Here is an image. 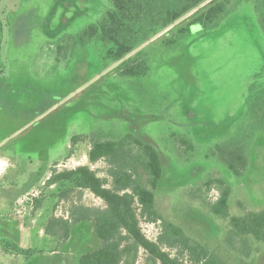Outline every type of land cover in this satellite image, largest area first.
I'll return each instance as SVG.
<instances>
[{
  "label": "rangeland",
  "instance_id": "374dc122",
  "mask_svg": "<svg viewBox=\"0 0 264 264\" xmlns=\"http://www.w3.org/2000/svg\"><path fill=\"white\" fill-rule=\"evenodd\" d=\"M212 1L110 63L102 43L83 35L110 0H0V153L32 159L46 175L8 215L34 229L14 236L30 242L34 254H11L4 246L13 242H4L0 264H79V255L102 247L91 222L75 226L66 242L45 234L48 220L68 218L74 205L105 208L89 191L60 198L47 177L89 166L111 181L105 161L88 160L92 137L120 141L128 134L159 150L163 176L155 196L164 221L224 264H264V242L238 241L240 252L234 250L229 219L211 210L226 187L231 217L264 209V0H229L213 24L196 23L195 13ZM130 67L134 74H123ZM238 149L246 167L237 175L225 159ZM137 168L147 186L148 173ZM36 200L43 201L39 210ZM140 223L156 242L163 223ZM124 264L152 263L141 250Z\"/></svg>",
  "mask_w": 264,
  "mask_h": 264
},
{
  "label": "trees",
  "instance_id": "16d2710c",
  "mask_svg": "<svg viewBox=\"0 0 264 264\" xmlns=\"http://www.w3.org/2000/svg\"><path fill=\"white\" fill-rule=\"evenodd\" d=\"M208 0H110L111 8L96 23L88 26L83 35L88 40L100 41L106 50L105 58L118 62L144 43L147 36H156L174 25L179 19ZM231 4L229 0H213L208 9L196 14L195 22L202 25L213 24L226 12ZM201 12V13H200ZM264 14V11H263ZM133 67L123 72L134 74ZM264 124V115L262 118ZM91 140L88 153L89 162L94 165L105 161L108 166V179L99 177L98 172L89 166H80L72 170H54L46 186H58L60 198H68L73 190L91 192L105 203V208L74 205L68 218L53 216L44 229L46 235L66 242L75 226L93 223L102 247L80 255L79 264H124L135 260L144 250L152 264H184L181 250L189 253L192 264H224L200 244L192 243L183 230L164 221L156 208L155 192L163 176L162 158L152 143L132 134L120 141ZM80 137H74L76 144ZM137 152V153H134ZM232 159L225 163L235 174L246 167V159L241 149L230 151ZM137 164L144 167L149 175L146 186L138 174ZM68 186L67 190H62ZM230 188L226 187L211 207L214 215L229 219L230 230L227 242L239 251L238 241L248 240L264 242V209L249 212L243 216L229 215ZM35 210H39L42 200L35 201ZM140 217L150 223H163L162 234L157 241L149 240L143 233ZM164 248L177 250L178 255L164 251ZM4 249L14 255L31 256L32 250H23L16 245L7 244ZM180 250V251H179ZM240 252V251H239Z\"/></svg>",
  "mask_w": 264,
  "mask_h": 264
},
{
  "label": "crops",
  "instance_id": "0c3cea01",
  "mask_svg": "<svg viewBox=\"0 0 264 264\" xmlns=\"http://www.w3.org/2000/svg\"><path fill=\"white\" fill-rule=\"evenodd\" d=\"M23 164H25V167L22 166ZM38 167V165H34L32 159H28L22 163L17 157L8 158L0 153V249L4 242H13V245L23 250L32 249L30 248V242H21V240L19 241V237L14 236L19 232L22 234L26 232L33 233L34 229L32 227H25L18 217L10 219L8 215H13L12 210L14 208L16 210L18 204L23 200L29 199L28 197L34 194L41 179L46 176L40 177ZM18 221L20 222L18 223ZM7 222H10V225L2 229V225H5ZM39 237L42 238L41 232ZM79 258L80 255L78 256V263Z\"/></svg>",
  "mask_w": 264,
  "mask_h": 264
}]
</instances>
